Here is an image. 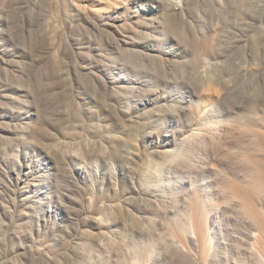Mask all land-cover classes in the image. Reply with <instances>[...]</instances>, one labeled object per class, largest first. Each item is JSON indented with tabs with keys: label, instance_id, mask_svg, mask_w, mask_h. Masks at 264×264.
<instances>
[{
	"label": "rangeland",
	"instance_id": "374dc122",
	"mask_svg": "<svg viewBox=\"0 0 264 264\" xmlns=\"http://www.w3.org/2000/svg\"><path fill=\"white\" fill-rule=\"evenodd\" d=\"M112 1L0 0V264H264V0Z\"/></svg>",
	"mask_w": 264,
	"mask_h": 264
},
{
	"label": "bare ground",
	"instance_id": "6f19581e",
	"mask_svg": "<svg viewBox=\"0 0 264 264\" xmlns=\"http://www.w3.org/2000/svg\"><path fill=\"white\" fill-rule=\"evenodd\" d=\"M118 1L119 0H113L112 1V3L113 4H117L118 3ZM125 1V0H124ZM174 2H173V4H165V2H169V0H161V2H163V4H165V6H181V5H183L184 3H185V1L186 0H173ZM69 2H71V0H69ZM81 4H83V3H81V1H76V3H73V1H72V6H73V8L75 9V10H79V9H85V8H83L82 6H81ZM197 4H199V0H197ZM208 4H205V6H207ZM110 6H111V4H110ZM171 12H175V10H171ZM95 13L97 14L98 12L97 11H95ZM167 16H169V14H165V18H167ZM165 18H163V20H165ZM165 22H169V20H165ZM214 40H215V38H214V36L212 37V36H210V37H207V36H202L200 39H199V41L197 42V44H196V47H195V49H194V54H193V58L195 59V60H200V59H202V57L205 55V54H203L204 53V51H207V50H210L211 48H212V45H213V48H214ZM161 61V60H160ZM207 61V60H206ZM207 64V63H206ZM262 69H264V68H262ZM205 107V106H204ZM51 150H53V148H51ZM184 162L188 165V166H192V162H191V160H189L185 155H184ZM164 168H165V164L164 163H161V164H159L158 166H157V168H156V172L157 173H162L163 171H164ZM257 174L259 175V176H261V178L263 177V179H264V172H262V171H257ZM192 222V221H191ZM191 222H190V226L192 225L191 224ZM253 237V240L254 241H259L260 240V237H258V236H255V235H253L252 236ZM258 253L260 252L259 250L257 251ZM259 254H261V253H259Z\"/></svg>",
	"mask_w": 264,
	"mask_h": 264
}]
</instances>
